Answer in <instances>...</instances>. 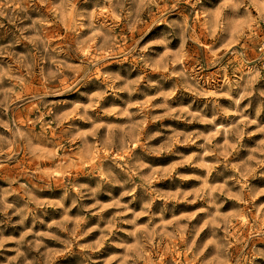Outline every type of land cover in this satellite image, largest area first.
I'll use <instances>...</instances> for the list:
<instances>
[{
  "label": "rangeland",
  "instance_id": "374dc122",
  "mask_svg": "<svg viewBox=\"0 0 264 264\" xmlns=\"http://www.w3.org/2000/svg\"><path fill=\"white\" fill-rule=\"evenodd\" d=\"M264 0H0V264H264Z\"/></svg>",
  "mask_w": 264,
  "mask_h": 264
},
{
  "label": "built area",
  "instance_id": "2783aa9c",
  "mask_svg": "<svg viewBox=\"0 0 264 264\" xmlns=\"http://www.w3.org/2000/svg\"><path fill=\"white\" fill-rule=\"evenodd\" d=\"M261 24H262V26H263V30H264V17H263L262 20H261Z\"/></svg>",
  "mask_w": 264,
  "mask_h": 264
}]
</instances>
